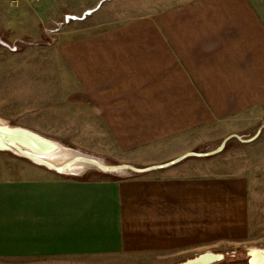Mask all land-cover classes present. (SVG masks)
<instances>
[{"label": "crops", "instance_id": "1", "mask_svg": "<svg viewBox=\"0 0 264 264\" xmlns=\"http://www.w3.org/2000/svg\"><path fill=\"white\" fill-rule=\"evenodd\" d=\"M40 1L7 3L31 8ZM170 9L146 36L145 27L126 23L81 35L90 36L81 52L90 103L104 112L91 120L119 138L123 156L146 150L137 160H108L162 165L216 149L228 136L264 149V0H192ZM188 88L205 89V119L154 112L192 106L198 99ZM138 104L151 111L108 107L136 111ZM198 122L205 123V144L192 143ZM215 159L189 157L124 179H72L0 153V174L9 172L0 178V264H179L205 252L264 248L251 242L257 222L250 184L257 177L205 171Z\"/></svg>", "mask_w": 264, "mask_h": 264}, {"label": "rangeland", "instance_id": "2", "mask_svg": "<svg viewBox=\"0 0 264 264\" xmlns=\"http://www.w3.org/2000/svg\"><path fill=\"white\" fill-rule=\"evenodd\" d=\"M8 1L0 0V40L7 45L0 44V121L32 130L78 151L106 160L131 161L146 157L143 153L146 150L123 156L120 153L122 148L119 138L113 133L106 135V129L100 126L102 123L98 121L96 127L95 121L91 120L95 118V114L101 115L104 112L100 106L90 103V69H87V58L81 54L82 50L88 48L87 38L90 36L81 35L113 23H126L131 30L145 27L146 36L161 13L169 12L174 5L185 7L192 0H41L31 8H11ZM98 4H101L99 8L85 19L65 22L66 16L81 17L84 12L94 9ZM58 24H61L59 29ZM178 65L180 73L188 70L180 56ZM122 79L123 77L121 82ZM174 91L176 94L192 92V96L198 100L192 106L177 105V112H172L169 106H165V112L154 106V112H193L195 121L205 119V89ZM131 99L139 100L133 94ZM108 107L114 111L122 109L123 112L137 114L151 111L148 106L140 104L136 111L126 110L125 105ZM262 121L264 124V120ZM234 129H238L237 126ZM228 130L234 131L232 127ZM192 134V143L205 144V123H196ZM260 140L264 141V138ZM219 143L220 141L212 145L215 147ZM260 144L259 141L253 151L252 145H243L232 139L226 143L225 150L215 155L217 161L205 162V171L231 173L235 169H241L248 179L251 176L257 177L252 178L250 184L255 203L251 207V214L253 222H257L256 227L252 226L254 238L252 237L251 242L264 245V157L261 156H264V149L260 148ZM151 148L157 149V145ZM214 149L208 148L205 152ZM8 173L0 174V178L8 177ZM93 177L113 179L109 175L103 176L94 171L71 178ZM226 252L229 253L228 256L218 264H246L243 252L224 250L222 253Z\"/></svg>", "mask_w": 264, "mask_h": 264}, {"label": "water", "instance_id": "3", "mask_svg": "<svg viewBox=\"0 0 264 264\" xmlns=\"http://www.w3.org/2000/svg\"><path fill=\"white\" fill-rule=\"evenodd\" d=\"M100 5L98 4L94 9L87 10L81 17L66 16L65 22L70 20H83L97 10ZM57 26L59 29L61 24ZM0 44L7 46L1 40ZM231 139H236L240 142L250 141L244 140L239 136H228L213 151L205 153L190 152L162 165L138 168L110 162L99 156L83 153L32 130L12 126L0 121V153L9 154L66 178L80 177L88 171H94L98 174H103V176L109 175L114 179L140 176L173 166L189 157H209L216 155L224 149L226 143ZM243 253L246 264H264V248H244ZM228 254V252L224 254L205 252L179 264H218L224 261Z\"/></svg>", "mask_w": 264, "mask_h": 264}, {"label": "flooded vegetation", "instance_id": "4", "mask_svg": "<svg viewBox=\"0 0 264 264\" xmlns=\"http://www.w3.org/2000/svg\"><path fill=\"white\" fill-rule=\"evenodd\" d=\"M243 259H245V257Z\"/></svg>", "mask_w": 264, "mask_h": 264}]
</instances>
